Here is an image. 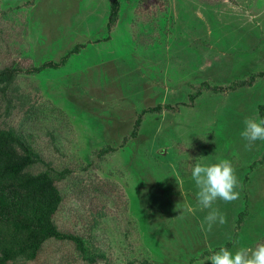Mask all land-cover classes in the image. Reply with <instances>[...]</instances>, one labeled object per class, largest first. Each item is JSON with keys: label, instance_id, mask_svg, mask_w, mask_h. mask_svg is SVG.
I'll return each mask as SVG.
<instances>
[{"label": "rangeland", "instance_id": "rangeland-1", "mask_svg": "<svg viewBox=\"0 0 264 264\" xmlns=\"http://www.w3.org/2000/svg\"><path fill=\"white\" fill-rule=\"evenodd\" d=\"M110 15V0H0V72L17 70L0 84V131L54 179L55 225L103 256L93 264L251 255L264 244V141L240 133L264 119V0H120ZM221 160L238 197L203 208L192 169ZM212 212L226 222L209 229ZM9 264L92 263L52 238Z\"/></svg>", "mask_w": 264, "mask_h": 264}, {"label": "trees", "instance_id": "trees-1", "mask_svg": "<svg viewBox=\"0 0 264 264\" xmlns=\"http://www.w3.org/2000/svg\"><path fill=\"white\" fill-rule=\"evenodd\" d=\"M110 5V22H115L120 0H110ZM58 66L49 62L40 70ZM16 72H0V84L10 85ZM37 162L30 146L13 133L0 131V227H6L5 232L0 231V264H9L18 257L34 260L43 243L52 238L74 241L84 259L96 263L103 256H96L82 239L60 232L55 225L53 219L62 197L48 172L35 175L29 171Z\"/></svg>", "mask_w": 264, "mask_h": 264}, {"label": "clouds", "instance_id": "clouds-1", "mask_svg": "<svg viewBox=\"0 0 264 264\" xmlns=\"http://www.w3.org/2000/svg\"><path fill=\"white\" fill-rule=\"evenodd\" d=\"M240 134L249 142V147L252 142L264 141V119H246ZM191 177L199 188L197 199L203 208H211L213 202L218 198L230 202L238 197V193L234 191L237 183L236 176L228 160L212 164L198 162L192 169ZM187 211L190 212L191 208H188ZM206 219L209 229L217 220L220 224L226 222L225 217L217 212L210 213ZM248 251V249H241L233 253L227 248H222L208 259L211 264H264V244L252 249L251 255L248 254Z\"/></svg>", "mask_w": 264, "mask_h": 264}]
</instances>
